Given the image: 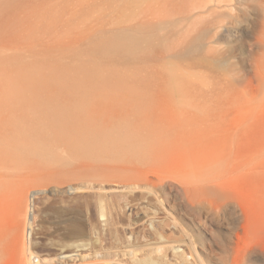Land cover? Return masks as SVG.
Wrapping results in <instances>:
<instances>
[{
  "label": "bare ground",
  "instance_id": "6f19581e",
  "mask_svg": "<svg viewBox=\"0 0 264 264\" xmlns=\"http://www.w3.org/2000/svg\"><path fill=\"white\" fill-rule=\"evenodd\" d=\"M238 178L264 230V0H0V264H257Z\"/></svg>",
  "mask_w": 264,
  "mask_h": 264
},
{
  "label": "rangeland",
  "instance_id": "374dc122",
  "mask_svg": "<svg viewBox=\"0 0 264 264\" xmlns=\"http://www.w3.org/2000/svg\"><path fill=\"white\" fill-rule=\"evenodd\" d=\"M215 16H217L216 18L221 25L226 24L228 21L225 17ZM247 182L250 181L242 178H238L235 182L236 188L239 189L238 200H240L239 206L236 209L227 210L226 213H219L214 217L207 216L203 212L195 210L190 214L195 216L204 226L214 251L211 254L212 257L216 259L221 257L224 254L223 249L228 251V253L226 252L227 254L234 250L244 251L251 254L253 262L264 264V230L253 231L249 226L256 214H259V210L255 206H250L248 203L250 201L249 198H252V196L246 191H243L247 190L250 185ZM235 230L239 232L241 239L237 247L233 243L226 241V237L232 235ZM122 260L128 263L127 258H122Z\"/></svg>",
  "mask_w": 264,
  "mask_h": 264
}]
</instances>
